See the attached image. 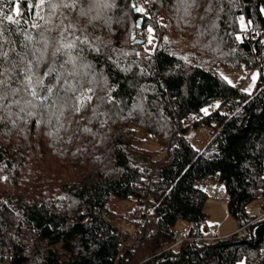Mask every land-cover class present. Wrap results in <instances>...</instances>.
<instances>
[{
	"label": "trees",
	"instance_id": "16d2710c",
	"mask_svg": "<svg viewBox=\"0 0 264 264\" xmlns=\"http://www.w3.org/2000/svg\"><path fill=\"white\" fill-rule=\"evenodd\" d=\"M64 3L71 0H0V71L8 70L0 78L9 80L0 101V264L254 261L264 218L213 244L187 240L140 263L163 249L178 222L203 232L209 197L201 179L224 186L238 228L263 193L264 0ZM76 37L88 43L63 49L76 60L60 68L68 56L53 53ZM29 61L55 85L43 104L10 91L23 87ZM218 64L240 74L239 83ZM49 67L57 72L44 77ZM253 70L247 91L241 84ZM65 80L75 92L64 91ZM201 126L210 130L198 150L185 131ZM143 198L151 232L142 245L120 248L130 235L116 231V219L134 221ZM113 200L133 206L113 209Z\"/></svg>",
	"mask_w": 264,
	"mask_h": 264
},
{
	"label": "built area",
	"instance_id": "2783aa9c",
	"mask_svg": "<svg viewBox=\"0 0 264 264\" xmlns=\"http://www.w3.org/2000/svg\"><path fill=\"white\" fill-rule=\"evenodd\" d=\"M236 70L240 71V68H237ZM247 78L248 76H246L244 79L246 80ZM199 188L204 193H206L209 198L214 199L219 205H226L228 197L222 184L218 182H212L211 180L205 178L199 181ZM140 203L141 209L134 221L126 218L125 220L121 217L116 219V231L119 233H125V231H129L130 235L127 239H121L118 242L117 246L120 248H130L132 250L135 247L142 245L145 238H147L151 232V226L149 224L150 209L144 198L140 200ZM254 203L255 207L257 208V213L254 216L248 217V222L240 227L238 231H244L248 224L258 219L264 218V189L262 195ZM98 213L101 214L102 212L98 211ZM226 237L228 236H222L219 234L206 235L204 233L192 235L188 232L187 228L176 227L173 231L171 239L166 242V245L163 247V249L151 256L146 257L140 261V263H147L151 258L154 257L159 258L163 253L171 251L172 249H176L182 242L187 240H195L198 242L213 244ZM148 264L152 263L148 262ZM251 264H264V240L261 242L260 254L254 261L251 262Z\"/></svg>",
	"mask_w": 264,
	"mask_h": 264
},
{
	"label": "rangeland",
	"instance_id": "374dc122",
	"mask_svg": "<svg viewBox=\"0 0 264 264\" xmlns=\"http://www.w3.org/2000/svg\"><path fill=\"white\" fill-rule=\"evenodd\" d=\"M218 71L228 80L231 82V84H237L239 83V78L241 77L240 74L236 73L234 70L227 68L223 64L217 65ZM250 73V79L243 81L241 86L247 90L251 91L253 88V85L257 79V71L253 70ZM209 127L201 126L198 128L189 127L185 131V136L189 139V141L198 149L201 150L207 140L208 134H209ZM135 133L136 135L142 140L141 144L149 147L154 148L155 145L151 140L150 135L142 128L135 127ZM133 202L131 200H124L120 201L119 203L116 201H111V207L113 209H120L128 211L132 206ZM248 215H255L257 213V208L255 207V203H251L248 207ZM205 211L208 214V218L206 222L203 225V228L207 230V233L219 231V230H228L232 232H236L238 228V223L236 219L233 216H230L227 214V210L225 206H221L216 203L215 200L208 198V200L205 203ZM222 221L221 223L219 221ZM184 224L182 222H178L177 227H183ZM231 232V233H232Z\"/></svg>",
	"mask_w": 264,
	"mask_h": 264
},
{
	"label": "snow or ice",
	"instance_id": "6c2138e0",
	"mask_svg": "<svg viewBox=\"0 0 264 264\" xmlns=\"http://www.w3.org/2000/svg\"><path fill=\"white\" fill-rule=\"evenodd\" d=\"M77 2H78V0H71V3H64V7L72 8L76 5ZM192 2L194 3V0H192ZM139 10L143 11V9H139ZM80 14L86 15L87 13L82 9ZM8 19L11 20L12 17H8ZM69 27H72V26L69 25ZM76 40H79L80 43H82V44L88 43L86 38L81 40L80 37H76L75 40L68 42L66 44H63L60 48H57L56 51L53 53L54 57L57 54L68 56L67 60L60 62V68H63L65 64H69V63L75 65L76 57L71 56V54L69 52L63 51V49H73V48L77 47ZM3 55H7V54L4 53ZM32 69H33V64L31 61H29L27 67L21 73V75L23 76V79L20 81V83L23 87L22 88H11L10 91L13 94L19 93L21 91L27 92L28 95H30L33 99L40 100L41 103L43 104L44 102H46L49 99V97L53 93V89H54L55 85H52V84L45 85L43 77L38 76ZM7 71H8L7 69H5L4 71H0V77H4L5 73ZM55 72H57L56 68L49 67V69L44 73V77L50 76ZM62 75H63L62 73H57V75H56L57 83H59ZM69 75L75 76L76 73H75V71H73L72 73H69ZM229 83H231V82L229 81ZM8 84H9V80L0 78V101H2L3 99L6 98V94L3 91V89ZM64 84H65V88H64L65 92H69V91L75 92L76 91L75 86L73 84L69 83L67 80L64 81ZM38 89H42L45 92V95H41L40 91H38ZM88 91H91V89H88ZM84 96H85V93H81V97H84ZM87 99H90V97H87ZM13 102L17 103V104L20 103L19 100L13 101ZM25 103L27 105H31L33 107L36 106L33 103V100H26ZM82 103H83V100H81V105H82ZM205 111H207V110H205Z\"/></svg>",
	"mask_w": 264,
	"mask_h": 264
},
{
	"label": "crops",
	"instance_id": "0c3cea01",
	"mask_svg": "<svg viewBox=\"0 0 264 264\" xmlns=\"http://www.w3.org/2000/svg\"><path fill=\"white\" fill-rule=\"evenodd\" d=\"M212 199V198H211ZM214 200V199H213ZM217 203V202H216ZM218 204V203H217ZM208 215V214H207ZM250 216H253V215H249V217ZM220 223L222 222L221 220L219 221ZM238 229L239 228H237V231H238ZM232 231H234V230H232ZM232 231H228V230H217V231H215V232H211V233H207V230L206 229H204L203 228V232L202 233H204V234H206V235H212V234H219V235H222V236H229L230 234H232V233H234V232H232ZM232 232V233H231ZM235 264H251V263H249V262H246L245 260H240V261H238V262H236Z\"/></svg>",
	"mask_w": 264,
	"mask_h": 264
}]
</instances>
